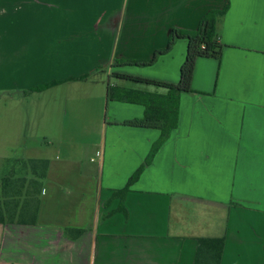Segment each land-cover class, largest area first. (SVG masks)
Masks as SVG:
<instances>
[{
  "label": "crops",
  "instance_id": "crops-1",
  "mask_svg": "<svg viewBox=\"0 0 264 264\" xmlns=\"http://www.w3.org/2000/svg\"><path fill=\"white\" fill-rule=\"evenodd\" d=\"M225 2L0 0V74L12 72L0 77V203L10 204L0 215L40 203L36 224L0 222V264H194L198 239L221 237V264H264V0H230L222 59L197 60L178 127L115 196L161 131L120 124L145 108L107 102L113 63L151 59L173 29H197ZM185 42L148 75L177 83ZM51 82L61 83L28 92ZM32 163L46 169L30 188ZM67 228L84 232L72 239Z\"/></svg>",
  "mask_w": 264,
  "mask_h": 264
},
{
  "label": "trees",
  "instance_id": "trees-1",
  "mask_svg": "<svg viewBox=\"0 0 264 264\" xmlns=\"http://www.w3.org/2000/svg\"><path fill=\"white\" fill-rule=\"evenodd\" d=\"M230 7V0H226L223 9L207 14L200 22L197 29L188 30L175 28L171 31L167 46L163 50L155 52L154 56L148 60H119L117 59L112 68L116 69L110 75L111 81L114 82L108 85L107 102L119 101L124 103L139 104L144 106L145 112L142 117L127 119L120 124L132 128L154 129L160 130L161 136L159 140L152 146V149L145 161L137 171L131 176L127 185L115 191V196L125 195L130 191L131 186L138 181L143 171L154 160L161 146L171 136L173 130L178 127L180 100L183 93H195L192 87L196 62L200 58L222 59L223 51L227 48L221 42L220 21L224 18ZM180 40H187L188 47L185 61L181 67L180 80L177 83L162 81L159 79L148 78L140 75H134L127 72H122L117 69L127 67H150L156 64L159 58L168 54L176 43ZM88 75L81 78H73V80H87ZM116 82H126L136 84L152 89H132L116 85ZM61 82H51L30 89L28 92H42ZM31 168L36 172V176L30 182V188L33 186L42 185L45 177V163H32ZM24 180V179H17ZM11 181V177L3 178V183ZM3 184V185H4ZM123 197V196H122ZM3 203L0 206L3 209L9 204V199L3 195ZM14 199L15 197H8ZM25 202L20 210V215L16 219L14 217H5L0 215L1 223L18 221L20 224L33 225L37 223L39 200L36 206L34 201ZM32 206V209H31ZM28 209V210H27ZM31 210L33 211L31 213ZM27 211V212H26ZM28 214V215H27ZM84 232L83 229H65V234L72 239L78 238ZM225 247V238H199L198 247L194 264H221L222 255Z\"/></svg>",
  "mask_w": 264,
  "mask_h": 264
},
{
  "label": "rangeland",
  "instance_id": "rangeland-1",
  "mask_svg": "<svg viewBox=\"0 0 264 264\" xmlns=\"http://www.w3.org/2000/svg\"><path fill=\"white\" fill-rule=\"evenodd\" d=\"M182 41H186L185 43H187L188 41L187 40H182ZM187 53V52H186ZM186 58V56H185ZM185 61V59H184ZM152 67L153 66H150V67H134V69L136 70V72H140L139 74H141L142 76L144 77H148V78H154V77H150L148 74L151 73L152 71ZM17 70V68H15ZM12 75V72L11 70H6V71H2L1 74H0V77H3V76H11ZM105 80L107 79L106 76L104 77ZM16 90H10V91H6V92H15ZM3 94V91H0V95ZM37 140H40L42 141L43 139H37ZM71 140H80V139H71ZM14 157H16L17 155H12ZM10 167L12 169H14L15 171H17V173H20V171L22 170V167L20 164L16 165V164H11Z\"/></svg>",
  "mask_w": 264,
  "mask_h": 264
},
{
  "label": "built area",
  "instance_id": "built-area-1",
  "mask_svg": "<svg viewBox=\"0 0 264 264\" xmlns=\"http://www.w3.org/2000/svg\"><path fill=\"white\" fill-rule=\"evenodd\" d=\"M101 155H102L101 152H98V153H97V156H98V157H100ZM92 160H94V159H92Z\"/></svg>",
  "mask_w": 264,
  "mask_h": 264
}]
</instances>
